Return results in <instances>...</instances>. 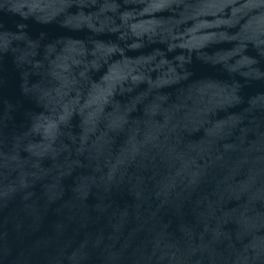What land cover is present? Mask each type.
<instances>
[{
  "label": "water",
  "instance_id": "water-1",
  "mask_svg": "<svg viewBox=\"0 0 264 264\" xmlns=\"http://www.w3.org/2000/svg\"><path fill=\"white\" fill-rule=\"evenodd\" d=\"M0 264H264V0H0Z\"/></svg>",
  "mask_w": 264,
  "mask_h": 264
}]
</instances>
